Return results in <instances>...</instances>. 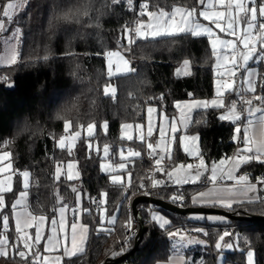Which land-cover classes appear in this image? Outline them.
<instances>
[{"label":"trees","instance_id":"obj_1","mask_svg":"<svg viewBox=\"0 0 264 264\" xmlns=\"http://www.w3.org/2000/svg\"><path fill=\"white\" fill-rule=\"evenodd\" d=\"M8 1L21 0H0V6ZM24 1V8L15 14L12 22L21 29L20 62L0 67V77L4 78L0 80V153H10L7 161L13 174L12 191L2 194L5 198L3 213L10 217L12 201L23 190L21 173L24 171L30 173L26 191L28 208L34 215L51 219L59 206L72 209L75 193L80 190L84 209L81 221L88 228L86 246L82 253L64 258L61 264L114 261L133 248L135 240L124 241L131 222L129 205L139 191L140 181L150 174V161L143 152L130 159L126 169L130 173V185L116 184L109 180L108 174L100 171V150L105 145L112 153L119 147H140L139 142L121 138V127L142 124L148 105H155L171 118L175 115V102L212 97L214 52L208 37L193 36L189 32L154 39L137 37L129 44L124 29L132 26L137 17L134 10L126 7L127 0L116 5L109 0H96L94 4L91 0ZM142 1L148 7L139 19L148 12L168 11L174 6L200 7L198 0ZM85 9L88 15H83ZM66 13L68 18H65ZM74 16H77L75 20ZM118 49L125 50L130 71L109 77L104 54ZM261 49L264 53V48ZM185 60L191 66L190 74L175 76L176 67ZM256 81L262 83L257 93L262 96L264 61L258 66ZM9 82L13 83V88L5 89ZM108 84L114 85L113 95L103 91ZM235 98L234 92L227 93L225 105ZM255 102L264 106L259 100ZM224 110H197L186 129L187 134L198 136L200 153L207 162L229 157L237 147L233 141L236 125L220 118ZM65 121L70 122L67 130ZM105 122L107 128H103ZM89 124L94 125L93 135L80 137L70 152L67 147L55 146L66 133ZM170 157L161 163L164 170L188 160L177 139ZM68 161L77 164L78 183L63 175ZM58 165L59 179L56 178ZM244 171L254 178L263 173V166L248 163ZM199 188L190 185L162 187L153 195L167 202L173 197H182V207H192L190 197ZM103 197L106 214L115 216V222L109 225L101 223L99 218ZM94 201L99 202L96 209L92 208ZM146 206V203L137 205L146 228L144 236L137 250L118 264L166 261L174 254L169 233L178 234L186 228L194 232L189 236L200 242L185 250V254L193 255L194 263L219 264L218 257L222 254L223 264H246V253L252 250L256 264H264L263 220H231L220 216V221L211 222L197 220V215H178L159 209L170 221L161 228L148 221ZM225 210L239 217L264 216V200L236 204ZM224 233L230 235L224 236ZM12 236L9 230V237ZM221 236H224L223 241ZM31 261L30 256L24 260L15 251L0 257V264H31Z\"/></svg>","mask_w":264,"mask_h":264},{"label":"crops","instance_id":"obj_2","mask_svg":"<svg viewBox=\"0 0 264 264\" xmlns=\"http://www.w3.org/2000/svg\"><path fill=\"white\" fill-rule=\"evenodd\" d=\"M199 5H200V7L197 9V13L194 14L190 18L189 25L185 26V25L181 24V26L182 27H190V26H193L195 23H199V24L206 26V27L211 26V28L213 30H215V32H218L213 25H210L211 24L210 20H205L203 17L199 16V14H198L200 11H205V9H208L207 5L205 3H203V5H201L199 3ZM172 9L168 10L167 12H171ZM214 9H217V5L214 7ZM153 13H158V12H153ZM258 19H260V18H258ZM260 20H264V19H260ZM162 21H163V18H161V22ZM179 21H180V16L177 15L176 22H179ZM137 27H140V32H141V35H139V36H137V34H136L137 37L142 38V39H154V37L151 35V33L155 28L158 27V24H157V21L155 18L149 17L148 14H146V16L144 18L139 20L136 28ZM185 32H188V31H185ZM218 35H222V34L218 33ZM145 36L147 38H144ZM199 36H206L209 38V35H207V34H202ZM212 37H213V35H212ZM155 38H158V37H155ZM126 39L128 40L129 38L126 36ZM210 39L211 38H209V42H210ZM260 50L262 51L261 47L259 46V51ZM260 63L261 62H259L257 64V66H256L257 69H258V66ZM177 69H178V71L180 69L179 74H185V75H175L177 77L187 76L190 74V71H191V67L185 66L182 62L176 67L175 71H177ZM115 76H119V75H115ZM257 77L254 80V84H255V88H256L254 93L253 92L249 93L246 90L245 83L244 84L241 83L242 85H237V83H236V84H234L235 91L227 90L223 93L222 96L218 97L217 95L214 94V82H213V96L212 97H210L208 99H191V98H189L187 100L175 102V104H174L175 115L171 118L168 117L170 119L168 132H169V136L178 140L179 148L188 158L187 161H183V162L181 161V162L177 163L176 165L184 164V165H192V167L181 169L179 171H173L176 168V165H175L168 170H164L162 168V164H161L162 161H160L159 164H156V168L154 170V183L155 184L162 186V187H176V188H181V187L187 186V185L197 186L199 184L200 180L202 179L206 168L210 169L211 177H212V168H213V165L215 164L216 169H217L216 180L215 181L211 180L212 183L207 185V186H200L199 190L197 192H195L190 197V204L192 207H210V208L228 209L229 207L223 206L220 203H213L212 202L213 198L200 199L198 197L199 193L207 192L210 189L215 190V189L231 188V189H233V194L231 196V199L234 201H244L243 203H250V202H248L249 197L253 198V202H257L259 200H264V185H257V191L256 192H248V193L244 194V193H241L240 191H238V189L243 187V184L238 183L237 179H236L237 177H239L241 175H245V173L248 172V171H244V167L248 163H243L238 158V154H239L238 150H242L245 147L243 142H242L243 128L245 127L248 119L256 120L260 115H262L264 113H257L256 112L253 116L249 117V116H242V114L236 112L241 117L239 120L221 119L222 121L231 122V123L235 124L236 127L239 126L242 131H241V138L235 139L234 137L236 136V133L234 130L233 141L237 144L235 152L231 156L222 158L218 161L207 162L202 157V155L200 153L198 136L195 135V138H193L194 134H187L186 133V129L190 123L192 114L197 110H205V109H210V108H225L224 112L220 115V117L224 116V115H228L229 109L226 107L225 99H224L225 95L227 93L234 92L235 95H237L239 90H242L245 94H247V95L251 96L253 99H255V97L258 96L257 93L259 92L260 88L262 87V83H260V84L257 83V81H256ZM113 94L114 93L109 94V95H113ZM214 99H216L218 101L222 100L224 107H215V106H212L211 103H209L207 107L196 105L197 101L211 102ZM258 108H264V106L262 104H258ZM179 112L180 113L182 112V114H183V116L181 118L182 119L181 122L179 120L180 119L179 118L180 117ZM143 123H144V121H143ZM173 124L175 125V131H173V129H172ZM236 127H235V129H236ZM249 135L251 137H253V139L257 142L264 140V127H261L257 123L255 125V131L253 132L250 129ZM144 138H146V137H144ZM175 139H174V141H175ZM150 141H152V140H150ZM194 145L198 146V149H199L198 153L194 152L193 151L194 149H190V148H192V146L194 147ZM143 153L146 156H148V158L150 160L153 151H150L149 149H147L145 151L143 150ZM164 156L166 159H169L167 157V155H164ZM111 158L112 157L110 156L109 159H111ZM201 159H203V161H204V166L200 165ZM221 161H223V163H221ZM250 163L262 165L263 166V173L260 174V176H264V163H259L256 160H253ZM70 164H71V167H69ZM0 165H1V163H0ZM229 171H231L232 176L234 177L233 179L228 178L227 173ZM168 172H172V175L171 176L167 175ZM63 173H64L63 175L67 178V180L72 181L74 183H78L79 172L77 169L76 162L68 161L63 167ZM197 173H199V175H197ZM11 175H12V187H13V174H11ZM68 175L72 176L71 180L68 179ZM1 176H2V174H0V177ZM21 178H22V185H23V190L21 192L26 193V195L22 198L20 196L21 192H19L11 204V213H10V217H9V228H8V230H4V233L8 237V244L6 245L7 249H8V253L6 256H8L11 253V251H15L13 248V245H17L20 250L25 251L26 255L28 257L30 256L32 259H33V257L31 255V252H35L38 250L41 253V257H42L41 260L39 261V264H44L43 257H47L48 264H61L63 259L68 257V256L64 255L65 245L67 244V246L69 248H71V232H72L71 225L73 223H75L77 225V229H76V231H77V244L78 245L81 244L82 237L86 238L85 242L83 243V247L85 249L87 236H88V228H87V232H82V229L80 227L81 225H85L81 221V215H82L84 209L82 208V194H81L80 190H77L75 193V206L72 209H69L67 206H59L57 208L55 216L53 217L57 221L56 233L54 234L52 231L53 226L51 224V221L53 218L48 219L46 216H44V217H46V219L44 220L43 223H41L39 221V219L33 220L31 218V216L27 215V213H31V211L28 208V193L26 191V189L28 187L27 188L24 187L25 178L22 175H21ZM29 178L30 177L27 178L28 186H29ZM177 178H180L181 181L187 180V182L177 183ZM156 182H159V183H156ZM249 183L256 184L252 181L251 178L249 180ZM4 193H6V192H4ZM1 194H3V193H1ZM78 194H79V202H78ZM194 197H197L195 202L193 199ZM257 197H258V199H257ZM18 199L21 200V203L19 205H17L15 212L16 213H23L24 214L23 219H26L28 222L29 227L25 228L24 232H27L28 236L32 237V239L29 240V243L32 245L31 250L23 248V241L21 239H18V236H20L22 234H18L15 230L16 229V224H15L16 217L14 215L12 205ZM236 204H240V203H233L232 206H234ZM62 207L64 208L63 216H61V213H60V209ZM75 209L80 210V216H77L78 212ZM154 211H156V210H154ZM154 211L151 212L149 215H147L149 222H154L155 224L160 226L159 222L157 220L153 219L154 216L164 217L165 219L169 220V218L165 214H163L161 211H160V214H156V213H154ZM32 215L36 216L37 218L41 216V215H34V214H32ZM195 215L198 216L196 218L197 220H207V221H211V222H217V221L221 220L220 216H218V215H200V214H195ZM76 218H77V220H76ZM61 224L63 225V227H61ZM165 226H167V225H165ZM37 227H39L40 235H41V240H40V243L38 245L34 244V242H33ZM9 230H11V232L13 234V236L11 238L9 237ZM66 236H67V241L65 240ZM49 237H54L53 244L55 245V248L52 251L46 252L45 248L48 246V238ZM11 240H13L12 243H11ZM56 240L59 241L58 244H56ZM6 256H0V257H6ZM175 257L176 256L171 255L166 261L157 262L155 264H170V262H172V264H176V258L177 257L176 258ZM179 260L182 262V264H185V257L179 256ZM223 260H224V256L222 254L219 255L218 263L223 264Z\"/></svg>","mask_w":264,"mask_h":264},{"label":"snow or ice","instance_id":"obj_3","mask_svg":"<svg viewBox=\"0 0 264 264\" xmlns=\"http://www.w3.org/2000/svg\"><path fill=\"white\" fill-rule=\"evenodd\" d=\"M198 2L203 5L204 0H198ZM250 2L255 5V0H250ZM111 3L113 5L119 4L121 3V0H111ZM127 3L129 6H131L133 4V0H127ZM221 5L224 4V0H220ZM21 7L20 3H15V2H6L2 8H0V33L6 32L8 31V28L5 25V18L7 19L8 23L11 24L14 20V16L16 14V11L18 8ZM148 5L147 4H143L141 5V9L142 12L141 14H143V9L147 8ZM227 8L229 10H236L238 12H244V13H251L250 18L247 20V29L251 30L253 28L256 27V24L254 23L257 20V8L255 6L249 8H245L243 6V0H229V3L227 5ZM259 14L261 17H264V4H261L259 9ZM197 13V9L196 8H184V7H180V6H174L171 12H167L163 9H161L158 13H153V12H148V16L149 17H153L156 19L158 27L155 28L151 35L155 38L157 36H174V35H179L180 33H184L185 31H188L191 33V35L193 36H199L202 34H207L210 37L213 34V29L211 27H206L203 26L199 23H195L193 26L190 27H182L181 24L188 26L189 25V20L190 18ZM199 16L203 17L205 20H210L212 24L215 25L216 28H219L222 32H227L229 35L234 34L235 32V19L234 18H228V24L227 27L222 26V24L220 23V17L223 16V13L220 12H215V13H208L207 11H200ZM83 15H88V10L85 9V11L83 12ZM177 15L180 16V21L176 22V17ZM213 17H215V19H213ZM65 18H68L67 13L65 14ZM161 18H163V21L161 22ZM171 29V30H170ZM125 32L128 34V38H129V44L134 43L135 41L131 38L132 36V29H129L127 26H125ZM259 30H260V39L258 41V43L261 45L262 48H264V23H259ZM135 32L137 34V36H139L141 34L140 32V27H137L135 29ZM19 34H21V29L19 27H17L14 32L12 33V35L14 37H16L18 39ZM249 35L250 33H245V35L243 36V44H244V48L249 49L248 53H241V58L243 59V61L245 62V64L252 58V54L256 52V48L255 47H250L249 44ZM144 38H147L146 36ZM7 43V41H5ZM217 43L216 40L212 41L214 50H215V44ZM220 44L228 46L231 45L233 50H235L236 48V44L234 41H230V40H220L219 41ZM18 52L15 50V47L13 46L11 48V55L8 58H0V63H6V64H15L17 62V58H18ZM106 55L108 57H112V56H120L121 54L118 52H107ZM47 57H45L46 59ZM121 59H123V57L121 56ZM109 63L111 64V61H109ZM125 63H127V61H125ZM232 63H233V67L236 66V59L235 57L232 58ZM189 64L188 60L184 61V65L187 66ZM254 73L249 70L248 72V79L242 81L241 83L244 84L246 83L248 86V90L251 92H255L256 88H255V84L251 79V76ZM221 89H225V90H232L235 91V87L233 83H229L228 81H223L222 83L219 84V87L217 88V96L220 97L223 95ZM114 92V90H113ZM106 94H107V89H106ZM256 100L261 101V103H264V95L262 96H256L255 97ZM211 103L212 106L215 107H224L223 101L220 100H212L211 102L208 101H197L196 105L197 106H204L207 107L208 104ZM243 103L249 105L248 108V114L249 117L254 115V112L257 113H264V108H255L253 109L251 107L252 105V100H245L243 101ZM149 111H151V109H149ZM221 119H234V120H239L241 117L239 114L236 113V102L233 101L231 104V107L229 109V114L228 115H224L220 117ZM70 122L65 121V126H66V130H67V126ZM259 124L261 127H264V114L260 115L256 120L253 119H248L247 123L245 125V127L243 128V132H242V142L244 144V149L242 150H238V158L243 162V163H250L253 160H256L259 163H264V140H261L259 142L255 141L253 139V137H251L249 135V131L250 129L254 132L255 131V125ZM94 127L93 124H89L88 125V130H89V136L92 135V128ZM105 128H107V123L105 122L104 125ZM124 127H127V125H124ZM173 131H175V125L173 124L172 126ZM241 128L239 126L236 127L235 129V133L236 136L234 137L235 139H240L241 138ZM80 135L79 132L76 133V136L78 137ZM151 135V130H149V136ZM161 135H163V129H161ZM128 139H132V137H128ZM143 136H141V141H143ZM64 138L61 137L60 141H58V144L61 148H63L64 145ZM148 148L150 150L154 151L153 145L151 143H148ZM71 150L69 149V152ZM104 152L105 155L108 154V146L105 145L104 146ZM10 155V153H3V155H0V159H4L6 157H8ZM129 155L130 156H139L140 153L139 152H133L131 149L129 150ZM121 156H123V151L121 152ZM171 157L169 156V159ZM161 159H163V157H161ZM157 164L160 163L159 160H157L156 162ZM221 163H223V161H221ZM200 165L204 166V161L203 159L200 160ZM69 167H71V164L69 165ZM104 166L102 165V168ZM115 167H118L119 169H124L125 168V164L124 163H120L118 165H116ZM192 165H184V164H178L176 165V168L173 171H179L181 169H185V168H191ZM0 171H3V169H0ZM21 175L25 178V184L24 187L27 188L28 184H27V178L29 177L30 173L28 171H24L23 173H21ZM130 175V174H129ZM167 175L171 176L172 172H168ZM197 175H199V173H197ZM216 175H217V169L215 164L213 165L212 168V177L211 180L215 181L216 180ZM227 176L229 179H233L234 177L232 176L231 171H229L227 173ZM56 178L59 179L60 178V167L59 165L57 166V170H56ZM68 179H72L71 175H68ZM238 183H242L243 187L238 189V191H240L241 193H248V192H256L257 191V185H264V176H260L256 178V184H251L249 183V176L247 175H241L239 177L236 178ZM111 180L113 183L119 184L121 183V177L119 175H114L111 177ZM181 182H187V180L181 181L180 178H177V183H181ZM159 183V182H156ZM0 184H2V182H0ZM143 187V185H141ZM12 191V187L9 186H0V193L3 192H10ZM72 191H76L75 188L72 189ZM233 194V189L231 188H224V189H215V190H208L207 192H201L198 194V197L200 199H205V198H213L212 202L213 203H220L223 206L232 207L233 203H243L244 201H234L231 199V196ZM26 195V193L21 192L20 196L23 198ZM103 196H106L107 193H103ZM176 199H182V197H173V200L175 201ZM194 202L197 199V197H194ZM258 199V197H257ZM78 202H79V194H78ZM248 202H253V198L249 197ZM21 203V200L18 199L16 200V202L12 205V209L14 212V215L16 217V232L18 234H22L20 236H18V239H21L23 241V248L24 249H29L31 250L32 245L29 243V240L32 239V237L28 236V234L26 232H24V229L29 227L28 222L26 219H23L24 214L23 213H16L15 209L17 207V205H19ZM5 205V201H4V197L2 195H0V206H4ZM85 211H89L87 209H85ZM106 211V209H105ZM60 213L61 216H63L64 213V208L62 207L60 209ZM28 216H31V218L33 220L39 219V221L41 223L44 222V220L46 219V217H44L43 215H41L40 217H36L33 216L31 213H27ZM153 219L157 220L160 224L161 228H164L165 225H168L170 223L169 220L165 219L164 217H157L154 216ZM115 222V216H113L110 220L109 223H114ZM101 223H103V218L101 219ZM52 224V231L55 234L56 233V224L57 221L53 218L51 221ZM2 226L5 230H8L9 228V217L7 215H4L2 217ZM61 227H63V225L61 224ZM82 229V232H87V226L86 225H81L80 226ZM71 248H69L67 246V244L64 247V255L68 256L69 258L76 256L79 253H82L84 251V247H83V243L85 242L84 237H82L81 239V244L78 245L77 244V225L75 223H73L71 225ZM170 236H176L177 233H169ZM230 235L229 233H224V236ZM224 236L220 237V240L223 241ZM53 239L54 237H49L48 238V246L45 248V251H52L55 248V245L53 244ZM41 240V235H40V229L39 227L36 228V234L34 237V244H39ZM65 240L67 241V236L65 237ZM59 241L56 240V244H58ZM8 244V237L7 236H2L0 237V256H6L7 252H6V245ZM229 247H231V245H228ZM217 247H220V244H217ZM13 248L15 250V254L19 255L21 257V259L27 260L28 256L26 255L25 251L20 250L19 247L17 245H13ZM31 255L33 257L31 264H39V261L41 260V253L37 250L35 252H31ZM44 260V264H48V260L47 257H43ZM247 260H248V264H256L255 262V254L253 251L249 250L247 253ZM170 264H172V262H170ZM176 264H182V262L179 260V258H176Z\"/></svg>","mask_w":264,"mask_h":264},{"label":"rangeland","instance_id":"obj_4","mask_svg":"<svg viewBox=\"0 0 264 264\" xmlns=\"http://www.w3.org/2000/svg\"><path fill=\"white\" fill-rule=\"evenodd\" d=\"M8 2H15V3H20L21 7L17 9L16 13L23 9L26 2L24 0L21 1H8ZM96 0H91V3L94 4ZM111 3V0H109ZM204 3L207 5L208 9H205L208 13H215V12H220L223 13L224 15L220 17V23L222 26L227 27L228 24V18H234L236 23H235V32L232 35H229L227 32H222L219 28L215 29L218 32H215L213 30V37L209 36L210 39V47L214 52V64H213V71H214V94L217 95V88L219 87V84L222 83L223 81H228L229 83H233L237 85H242L241 82L243 80L248 79V72L251 70L254 74L251 76L252 81L256 79L258 76V69H257V64L259 62L264 61V53L260 50L259 51V46L261 45L258 43V40L253 37L252 31L253 29L249 30L247 29V20L250 18L251 13H244V12H238L236 10H229L227 8V5L229 3V0H224V4L221 5L220 0H205ZM261 4H264V1H260L259 3L256 2L255 0V5H253L250 0H243V6L245 8H251L255 6L257 8V20L254 22L257 26V21L258 18L264 19V17H261L259 14V7ZM217 5V9H214V7ZM0 6V8H2ZM62 17V14L61 16ZM77 16H74L73 19L75 20ZM215 19V17H213ZM141 20V19H139ZM5 25L8 28V31L0 33V58H8L11 55V48L14 46L15 50L19 54V49L21 47V34H19L18 39L12 35L14 30L17 28L16 25L13 23L9 24L7 19L5 18ZM209 25V26H210ZM137 26V25H136ZM136 26H133L132 30L133 33H135ZM211 27V26H210ZM250 33L249 35V44L250 47H255L256 52L252 54V58L245 64L243 59L241 58V53H248L249 49L244 48L243 44V36L245 33ZM218 33H221L222 35H218ZM136 34V33H135ZM141 35V34H140ZM143 37V36H142ZM151 37V36H150ZM161 37V36H157ZM208 38V39H209ZM216 40L217 43L215 44V50L212 44V41ZM220 40H230L234 41L236 44L235 50H233L231 45L225 46L219 43ZM7 41V43L5 42ZM108 52H118L121 55L120 56H112L108 57L106 53L104 54V59H105V65H106V72L107 76L109 77H114L115 75H123L125 73H128L130 70V61L129 58L125 54V50L123 49H118L115 51H108ZM121 56L123 59H121ZM235 57L237 63L236 66L233 67L232 63V58ZM111 61V64L109 63ZM127 61V63H125ZM19 57L17 58V62L19 63ZM15 63V64H16ZM184 64V61L182 62ZM9 64L6 63H0V67L8 66ZM13 65V64H10ZM187 66H190L188 64ZM191 67V66H190ZM175 75H185V74H179L180 69L178 71H174ZM184 77V76H181ZM0 80L3 81L4 78L3 76L0 77ZM245 88L249 93H252L251 91L248 90V86L245 83ZM106 89H107V95L114 93L113 90L115 91L114 85L113 84H108L107 86L104 87L103 91L106 94ZM222 93H224L225 89H221ZM151 109V111H149ZM180 122L181 118L183 116L182 112L180 113ZM169 123L170 119L168 116L164 113L163 110H159L155 105L151 104L146 106L145 108V114H144V123L143 124H136L133 126L132 124H124L127 125V127H124L122 125L121 127V133L120 136L121 138L125 140H134L136 142L141 143V146L137 148H132V147H119L116 153H112L111 149L108 146V154L105 155L104 152V146L100 150V156H101V162H100V171L104 174H109V180L112 182L111 177L114 175H119L121 177V183H124L126 186L130 184V173L126 170L127 169V163L129 162L130 159L136 158L138 156H130L129 155V150L131 149L133 152H139L140 154L143 152V150H147L148 148V143H151L153 145L154 150H159L163 155H167L169 158L172 147H173V142L174 139L173 137L169 136ZM104 128V125H103ZM161 129H163V135H161ZM149 130H151V135L149 136ZM79 132L80 135L77 137L76 133ZM89 130L88 126L85 128H80L76 131L73 132H68L66 135L62 136L64 138V147H67L68 149H71L74 147L78 139L82 136H89ZM94 133V127L92 128V135ZM91 135V136H92ZM141 136L146 137L141 141ZM128 137H132V139H128ZM195 138V135L194 137ZM61 139V138H60ZM57 140L55 146L59 147L58 141ZM152 140V141H150ZM63 147V148H64ZM194 149L193 151L198 153L199 149L198 146L192 148ZM150 150V149H149ZM123 151V156H121V152ZM153 151V150H150ZM5 152H1L0 155H3ZM112 156V159H109V157ZM8 157L4 159H0V169H3V171H0L2 176L0 177V186H11L12 187V166L9 161H7ZM124 163L125 168L124 169H119L118 167H115L116 165ZM102 165L104 166L102 168ZM113 183V182H112ZM119 183V184H121ZM75 188H77V185H75ZM4 193V192H3ZM0 195H2L0 193ZM3 196V195H2ZM4 197V196H3ZM5 201V198H4ZM5 206V205H4ZM4 206H0V237L2 236H7L4 233V228L2 226V217L4 215H7L6 213H3ZM77 210L78 214L77 216H80V210ZM156 214H160L159 210L154 211ZM8 216V215H7ZM113 216H108L106 214L105 208H104V197L101 200V208L99 209V218L100 221L103 218V224H112L109 223V220ZM77 220V218H76ZM27 233V232H26ZM175 233V232H174ZM30 234V233H29ZM171 238V248L173 250V255L179 258V256L185 257V264H197L193 262V255L190 254H185V250L190 249V247H193L197 244H200L197 238L189 236L185 231H183L182 236L180 237L178 234L176 236H170ZM232 249V246L229 248ZM252 251V250H251ZM6 252L8 253V249L6 246ZM248 253V252H247ZM247 253H246V264H248L247 260ZM175 257V258H176Z\"/></svg>","mask_w":264,"mask_h":264},{"label":"built area","instance_id":"obj_5","mask_svg":"<svg viewBox=\"0 0 264 264\" xmlns=\"http://www.w3.org/2000/svg\"><path fill=\"white\" fill-rule=\"evenodd\" d=\"M143 4H144V2L142 0H133V4L131 6H129L128 3L126 4V7L129 10H134L136 12V17H137L132 22L134 25L132 24V26L131 25L127 26L129 29H132L133 26H136L138 24L139 17L142 16L141 5H143ZM144 10L145 9H143V13H144ZM259 23H264V20L258 19L257 26L252 31L253 37H255L258 41H259L260 35H261L260 30H259ZM131 38L133 40H135L137 38L136 34L133 33V31H132ZM245 100H252L251 107L253 109L258 108V104L255 102V99H253L251 96L245 94L242 90H239V92L236 95V98L234 100L228 102L226 107L228 109H230L232 102L235 101L236 102V112L242 114V116H249V114H248L249 105L243 103V101H245ZM255 113L256 112H254V114ZM161 157H163V159H161ZM165 159H166L165 156L159 150L153 151L152 156L149 160L150 161V174L148 175L146 180L140 181L139 191L136 192L135 197L141 196V195L148 196V197H155L153 195V192L159 188H162V186H159V185L154 183V170L156 168V164H157L156 162H157V160L163 161ZM245 175L249 176V178H251L254 183H256V178L260 177V175H257L254 178H252V174L250 172H246ZM211 183H212L211 171L209 168H206L204 175H203L202 179L200 180V182L197 186H207ZM141 185H143V187ZM168 202L177 206V207H182V199H176L175 201L172 199V201H168ZM98 206H99V203L97 201H94L92 204V208L96 209ZM159 209H161L159 206L147 203L146 214L149 215L154 210H159ZM138 228H139V217H134L131 214L130 227L127 231V235H126V238L124 239V241L126 242L128 240H136ZM185 232H187L188 235H191V236L194 235V232L191 229L186 228ZM182 234H183V232L178 233L179 236H182Z\"/></svg>","mask_w":264,"mask_h":264},{"label":"water","instance_id":"obj_6","mask_svg":"<svg viewBox=\"0 0 264 264\" xmlns=\"http://www.w3.org/2000/svg\"><path fill=\"white\" fill-rule=\"evenodd\" d=\"M5 89H12L13 88V83H6L5 84ZM141 203H150V204H154L159 206L162 210L171 212V213H175L178 215H195V214H200V215H218V216H222L231 220H263L264 221V216H251V217H239V216H235L233 214H231L230 212H228L225 209H221V208H210V207H177L167 201H164L162 199H159L157 197H148V196H136L134 197L131 202H130V210H131V214L134 217H139V228H138V233H137V239L135 240L134 244H133V248L129 253L123 254L121 256H119L117 259H115L114 261H105L103 264H118L121 263L124 258L126 256H128L130 253H132L133 251L137 250L143 236L145 233V226L142 223L141 220V214H140V210L137 208L138 204Z\"/></svg>","mask_w":264,"mask_h":264}]
</instances>
